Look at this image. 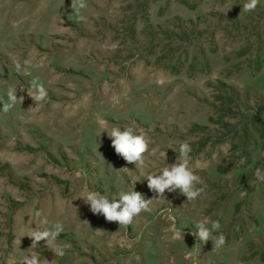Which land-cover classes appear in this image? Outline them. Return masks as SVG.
I'll use <instances>...</instances> for the list:
<instances>
[{"label": "rangeland", "instance_id": "374dc122", "mask_svg": "<svg viewBox=\"0 0 264 264\" xmlns=\"http://www.w3.org/2000/svg\"><path fill=\"white\" fill-rule=\"evenodd\" d=\"M245 2L85 0L73 12L72 0H0V99L24 97L0 111V264H264V0L251 14ZM34 77L47 101L20 91ZM133 120L149 140L143 168L106 132ZM182 142L196 200L166 190L125 227L80 198H153L147 176ZM201 220L220 223L223 247L192 235ZM56 224L55 241L29 248L32 229Z\"/></svg>", "mask_w": 264, "mask_h": 264}, {"label": "clouds", "instance_id": "9594fccd", "mask_svg": "<svg viewBox=\"0 0 264 264\" xmlns=\"http://www.w3.org/2000/svg\"><path fill=\"white\" fill-rule=\"evenodd\" d=\"M260 0H246L242 6L241 13H253ZM87 4L85 0H72L71 8L73 12L85 9ZM82 20L83 16L80 17ZM27 63V61H25ZM14 67L17 72H20L22 65L19 61L14 62ZM27 91L28 95L37 102H44L48 100V92L43 83L40 82L39 77H34L30 81L27 89L21 88L20 91ZM17 87L8 90L7 100L5 103L0 99L2 108L0 111L7 113L13 108L19 100L23 102L24 97H17ZM137 124L136 121H131L130 126L121 127L113 126L107 132L111 140V146L115 153L122 157L126 163L134 164L135 168H143L145 166V154L149 152V140L146 139L144 134H136ZM191 146L182 142L179 146V156L173 164H167L159 173L149 174L147 176V187L154 193L153 198L148 199L145 195L135 188L126 192H120L118 197L109 199L106 195L101 194L99 191L89 190L86 196L80 197L84 203L90 206V211L95 215H102L108 222H117L119 226H128L133 223L135 217H138L142 212L151 211L150 205L154 200L165 198V192H176L179 190L180 195L187 198V202L196 200L204 192L201 187H196L199 177L193 173L188 167L187 161L190 158ZM246 163V158H241L237 162V166H242ZM128 169L127 167L121 169ZM129 170V169H128ZM258 181L264 182V171L257 168L254 173ZM87 222V221H86ZM221 225L218 221H214L211 227L208 222L201 220L196 223L195 231L192 235L197 238L198 242L202 244L211 241L213 249L223 247L227 242V237L220 232ZM63 231V226L56 224L53 229L40 230L37 227L32 229L28 237L31 238L32 243L29 248L36 249L40 241H45L46 244L55 241L60 233ZM219 233L214 235V233ZM55 256L63 257L65 251L62 247L50 248ZM21 264H40L38 255L31 257L25 256Z\"/></svg>", "mask_w": 264, "mask_h": 264}]
</instances>
